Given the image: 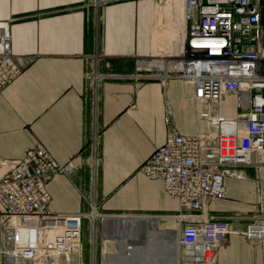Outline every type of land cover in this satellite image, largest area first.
<instances>
[{
    "label": "crops",
    "instance_id": "obj_1",
    "mask_svg": "<svg viewBox=\"0 0 264 264\" xmlns=\"http://www.w3.org/2000/svg\"><path fill=\"white\" fill-rule=\"evenodd\" d=\"M90 1L0 0V21L24 18L10 26L11 52L22 59V71L0 90V178L10 161L22 159L36 145L58 165L85 160V145L96 129L99 166L94 186L86 166L69 177L54 176L46 186L49 210L64 215L97 213L105 217L102 220L150 218L158 230L171 233L174 217L181 212L178 202L160 181L145 178L139 168L165 143L167 109L182 136L212 131L196 120L190 86L176 80L162 86L136 77L137 59L154 57L171 44L166 38L164 48L153 53L154 34L167 37L171 31L167 11L158 0H118L97 16ZM95 53L103 57L101 73L123 80L103 81L93 103L84 75L87 59ZM259 73L264 76L261 64ZM228 100L234 107L233 99ZM234 115L221 117L229 120ZM241 171L243 180H224L226 199L211 201L202 212L230 228L216 264H264V243L251 245L242 237L258 197L255 169ZM83 245L82 241L80 264H92L95 257L84 259Z\"/></svg>",
    "mask_w": 264,
    "mask_h": 264
},
{
    "label": "built area",
    "instance_id": "obj_2",
    "mask_svg": "<svg viewBox=\"0 0 264 264\" xmlns=\"http://www.w3.org/2000/svg\"><path fill=\"white\" fill-rule=\"evenodd\" d=\"M118 0H91L99 10ZM166 9L176 40L160 54L136 60V77L180 81L191 87L195 117L211 133L182 136L167 109L163 147L139 168L151 181H160L176 199L174 217L179 254L177 264H216L217 253L230 234L229 225L202 212L213 200H225L224 180H243L242 168H254L256 210L242 237L251 245L264 243V0H158ZM24 18L0 21V90L21 73L22 59L11 52L10 26ZM103 57L87 59L85 85L96 102L103 81L123 77L100 71ZM229 98L235 115L225 120L219 107ZM99 132L92 130L85 145L88 156L58 165L39 145L8 163L0 178V264H80L82 227L91 215L52 213L46 186L56 175L71 176L86 166L94 186L99 166ZM95 210V205H91ZM95 212V211H93ZM92 212V213H93ZM98 217V216H97ZM128 217V216H119ZM117 217V219L119 218ZM101 217V221H102Z\"/></svg>",
    "mask_w": 264,
    "mask_h": 264
},
{
    "label": "bare ground",
    "instance_id": "obj_3",
    "mask_svg": "<svg viewBox=\"0 0 264 264\" xmlns=\"http://www.w3.org/2000/svg\"><path fill=\"white\" fill-rule=\"evenodd\" d=\"M171 31L167 37L159 33L154 34L153 53L161 50L166 45L164 40L170 42L176 40L177 31L170 27ZM105 218V217H103ZM141 220V223H138ZM103 230L105 239L111 240L116 244H122L125 254L121 257L109 258L103 256V264H164L156 256H152V250L164 247L167 253L171 254V259L167 264H177L179 248L177 246V233H163L157 229L155 219H139L134 217H120L115 220L103 219ZM111 234V235H110ZM140 234L145 236V240L140 239ZM142 245V247H141ZM136 255L139 259H136Z\"/></svg>",
    "mask_w": 264,
    "mask_h": 264
},
{
    "label": "rangeland",
    "instance_id": "obj_4",
    "mask_svg": "<svg viewBox=\"0 0 264 264\" xmlns=\"http://www.w3.org/2000/svg\"><path fill=\"white\" fill-rule=\"evenodd\" d=\"M263 10H262V18L261 21L264 23L263 15H264V3L262 4ZM261 65L264 67V61L261 62ZM219 112L221 116H232L235 114V110L233 107V102L231 100H228L220 105ZM224 119V117H222ZM226 120V119H225ZM97 214V213H96ZM95 213L92 214V219H95L94 221H91L89 219L85 223H83V257L84 259L87 258V256L91 259L95 257V260L91 261L92 264H103V257H109V258H116L124 256L125 254V248L122 244H116L112 242L111 240L105 239L104 230L101 228V217H97ZM175 229V228H174ZM172 229V230H174ZM172 233V232H171ZM111 235V234H110ZM140 239L145 240V236L140 234ZM90 246L93 250H89L87 247ZM142 247V245H141ZM164 248V247H163ZM165 249V248H164ZM154 250H152L153 252ZM153 256V254H152ZM139 256H136V259ZM120 264V262H119ZM131 264H136L134 261Z\"/></svg>",
    "mask_w": 264,
    "mask_h": 264
},
{
    "label": "water",
    "instance_id": "obj_5",
    "mask_svg": "<svg viewBox=\"0 0 264 264\" xmlns=\"http://www.w3.org/2000/svg\"><path fill=\"white\" fill-rule=\"evenodd\" d=\"M142 221H139L138 223H141ZM153 256H156L160 260L164 261V264H167L171 259V254L167 253L163 247H158L154 249L152 252ZM137 256V255H136Z\"/></svg>",
    "mask_w": 264,
    "mask_h": 264
},
{
    "label": "trees",
    "instance_id": "obj_6",
    "mask_svg": "<svg viewBox=\"0 0 264 264\" xmlns=\"http://www.w3.org/2000/svg\"><path fill=\"white\" fill-rule=\"evenodd\" d=\"M263 19H264V15H263Z\"/></svg>",
    "mask_w": 264,
    "mask_h": 264
}]
</instances>
